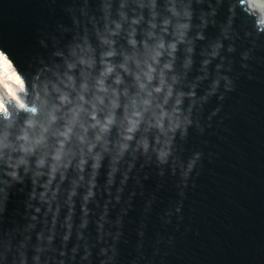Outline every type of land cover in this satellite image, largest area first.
Instances as JSON below:
<instances>
[{"label": "water", "instance_id": "obj_1", "mask_svg": "<svg viewBox=\"0 0 264 264\" xmlns=\"http://www.w3.org/2000/svg\"><path fill=\"white\" fill-rule=\"evenodd\" d=\"M191 6L192 64L181 67L180 45L176 87L194 92L182 103L192 123L183 136L177 131L168 163L158 164L151 151L126 156L109 186L106 160L83 212L84 187L69 211L68 179L53 181L57 192L49 190L47 204L39 199L43 177L35 185L29 177L10 186L0 180V264H19L18 250L33 264L37 234L53 236L40 264H264V28L236 0ZM99 7L100 0H0V48L29 81L44 64L62 69L54 53L66 56L79 37L74 19L82 10L99 17ZM88 35L95 45L90 28ZM194 153L199 159L184 178L176 161L186 164ZM32 191L37 199L29 200ZM101 248L115 252L101 256Z\"/></svg>", "mask_w": 264, "mask_h": 264}, {"label": "clouds", "instance_id": "obj_2", "mask_svg": "<svg viewBox=\"0 0 264 264\" xmlns=\"http://www.w3.org/2000/svg\"><path fill=\"white\" fill-rule=\"evenodd\" d=\"M236 2L253 16L257 28H264V0ZM191 3L100 0L99 17L82 10V19H74L81 31L67 47L66 56L54 53L62 57L63 68L44 64L31 81L0 48V180L10 186L29 177L35 185L43 177L39 199L47 204L49 190L53 197L57 192L53 181L58 185L68 179L65 199L69 211L76 189L84 187L83 212L95 195L96 177L106 160L109 186L126 156L151 151L158 164L168 163L177 131L183 136L192 123L182 103L194 92L176 87L180 45H185L186 53L181 67L187 70L192 64ZM200 19L204 26L207 21ZM195 38L203 36L197 32ZM219 47V43L213 44L209 55L215 57ZM199 155L194 153L186 164L176 161L183 169L182 177L187 178ZM70 172L74 173L71 178ZM33 199H37L35 191L29 193V200ZM69 218L64 242L70 235ZM86 224L82 219L80 227ZM37 241L33 264H40V254L51 245L53 236L37 234ZM24 246L21 242L20 249ZM109 250L115 252L114 248H101L100 255L107 256ZM87 255L86 247L84 258ZM18 256L19 264H27L23 251L18 250Z\"/></svg>", "mask_w": 264, "mask_h": 264}]
</instances>
